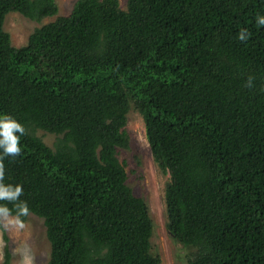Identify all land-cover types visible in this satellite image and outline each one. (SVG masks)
Instances as JSON below:
<instances>
[{
  "label": "trees",
  "instance_id": "trees-1",
  "mask_svg": "<svg viewBox=\"0 0 264 264\" xmlns=\"http://www.w3.org/2000/svg\"><path fill=\"white\" fill-rule=\"evenodd\" d=\"M12 13L55 19L15 47ZM258 16L264 0H76L67 16L54 0H0V114L24 127L0 181L43 220L47 264H160L148 207L118 162L131 105L169 176L165 227L187 264H264ZM37 130L57 136L52 148Z\"/></svg>",
  "mask_w": 264,
  "mask_h": 264
},
{
  "label": "rangeland",
  "instance_id": "rangeland-1",
  "mask_svg": "<svg viewBox=\"0 0 264 264\" xmlns=\"http://www.w3.org/2000/svg\"><path fill=\"white\" fill-rule=\"evenodd\" d=\"M75 1L54 0L59 15L67 16ZM118 2L120 8L125 10L127 0ZM54 19L55 17L44 18L37 22L12 13L6 17L4 29L10 34L13 46L22 47L35 29L51 23ZM125 130L129 136V147L118 149V162L125 166L127 186L133 195L141 198L148 207L153 224L150 254L158 256L160 264H187L189 250L179 246L165 227L164 189L169 176L163 174L152 161L143 120L132 105L127 115ZM36 134L51 148L57 139L56 135L41 130H37ZM5 247L10 253V264H24L25 256L30 258V264H47L50 245L43 220L32 214L27 216L24 224L0 220V264L3 262Z\"/></svg>",
  "mask_w": 264,
  "mask_h": 264
},
{
  "label": "clouds",
  "instance_id": "clouds-1",
  "mask_svg": "<svg viewBox=\"0 0 264 264\" xmlns=\"http://www.w3.org/2000/svg\"><path fill=\"white\" fill-rule=\"evenodd\" d=\"M257 22L264 25V16H258ZM240 39H245L244 30H241ZM23 134L24 127L16 119L8 114H0V156L18 154L21 149L19 146V136ZM3 172L0 168V177ZM22 187L17 184H5L0 181V201H8L12 204L10 209L7 204H0V220L8 223H19L20 218L28 215L27 203L19 199ZM22 226V225H21ZM24 264H30V258L24 257Z\"/></svg>",
  "mask_w": 264,
  "mask_h": 264
}]
</instances>
